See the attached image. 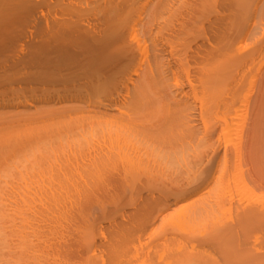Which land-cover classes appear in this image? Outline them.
<instances>
[{
    "label": "bare ground",
    "instance_id": "obj_1",
    "mask_svg": "<svg viewBox=\"0 0 264 264\" xmlns=\"http://www.w3.org/2000/svg\"><path fill=\"white\" fill-rule=\"evenodd\" d=\"M222 1L0 0V264H71L51 240L64 238L94 182L120 183L122 192L97 190L119 197L145 178L150 193L177 201L223 175L264 68V0H236L237 26L211 20ZM254 110L249 150L263 176L264 91ZM248 190L240 181L235 196ZM221 195L196 212L220 209ZM255 204L239 206L224 233L235 244L224 264H264V247L241 239L264 231ZM163 264L219 263L190 255Z\"/></svg>",
    "mask_w": 264,
    "mask_h": 264
},
{
    "label": "rangeland",
    "instance_id": "obj_2",
    "mask_svg": "<svg viewBox=\"0 0 264 264\" xmlns=\"http://www.w3.org/2000/svg\"><path fill=\"white\" fill-rule=\"evenodd\" d=\"M220 9L222 14L212 15L211 20L219 16L224 19L225 25L237 23L241 9L236 0H223ZM259 11V19L262 21L260 26L264 28V4L259 5ZM23 23H26V18L20 20V30H24ZM252 42L253 39L249 43ZM200 43L201 40H197L193 44L197 46ZM262 61L260 58L257 64ZM249 89V86L246 87L243 93ZM263 91L264 68L252 88V101L248 109L240 113L238 125L242 133L229 143L233 159L221 179H217L211 186L206 185L200 192L177 201L173 198L162 200L157 191L150 193L145 188V178L136 182L135 193L133 190H127L124 195L119 193V197H112L97 190L104 187L111 188V192H122L123 186L120 183L94 182L92 186L96 190L95 194L90 202H78L65 229L64 238L51 240L52 245L58 246L56 253L58 251L71 264H86L90 258L94 264H163L168 258L190 255L212 259L219 264H224L228 259L234 260L235 255L228 254L225 248L226 245L235 244L223 243V238L227 228L236 223L237 208L253 207L255 202L259 201L264 209V175L260 174L258 165L252 172V152L249 150L255 115L254 101L260 99ZM21 108L24 112L35 113L33 107ZM261 140L260 151L256 152L262 164L264 136ZM239 180L249 190L235 196ZM165 184H168L166 180H161L157 187L164 188ZM219 194L224 196L220 209L208 215L196 212L200 203ZM231 194L234 195L232 201L229 197ZM157 198L162 200L160 205L154 209L148 207V204ZM164 232L168 234L170 241L162 238ZM89 235L93 238L92 247L87 245L86 236ZM241 239L249 245L252 243L264 247V231H253ZM205 241L211 243H204Z\"/></svg>",
    "mask_w": 264,
    "mask_h": 264
}]
</instances>
